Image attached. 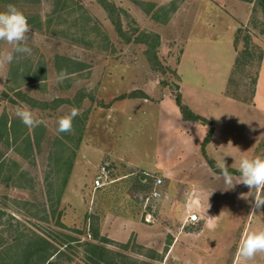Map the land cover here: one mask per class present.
Here are the masks:
<instances>
[{"label":"rangeland","instance_id":"374dc122","mask_svg":"<svg viewBox=\"0 0 264 264\" xmlns=\"http://www.w3.org/2000/svg\"><path fill=\"white\" fill-rule=\"evenodd\" d=\"M258 2L0 0V12L14 5L32 30V54L0 67V133L6 124L12 131L9 150L0 140V264H14L38 238L64 252L57 264H94L85 243L106 250L101 264H245L240 241L264 230V206L249 215L256 190L247 199L243 184L224 190L218 165L224 160L238 181L242 157L264 158ZM188 41L187 61L202 63L190 74L210 80V89L187 101L216 123L210 154L218 148V164L205 150L210 123L194 121L206 129L192 132L165 117L176 105V66ZM11 50L0 41V54ZM227 68L225 101L216 100L215 80ZM61 71L68 74L62 82ZM17 108L43 123L25 126ZM73 108L80 114L72 131L58 134L57 121ZM121 156L125 162L115 160ZM105 163L112 183L93 194ZM157 178L159 198L150 199ZM191 214L198 223H187ZM246 264H264V254Z\"/></svg>","mask_w":264,"mask_h":264},{"label":"clouds","instance_id":"9594fccd","mask_svg":"<svg viewBox=\"0 0 264 264\" xmlns=\"http://www.w3.org/2000/svg\"><path fill=\"white\" fill-rule=\"evenodd\" d=\"M31 31L27 17L14 5H8L6 11L0 12V41H5L9 45H12L11 52L0 54V67L11 64L20 56H30L32 54V49L28 46V42L31 39L29 35ZM67 76L68 74L65 71H61L58 80L62 82ZM79 114V110L73 108L70 114L61 117L57 121L58 134L71 132L73 120ZM15 115L25 126L30 128H34L40 123H43V121L38 120L33 112L27 108H17ZM218 168L224 181V190H233L236 185L243 184L250 191L248 193H241V199H247L249 193L253 189L256 190V194L253 196L254 203L251 204L252 211L249 215L255 214L257 210L264 206V158L256 157L249 159L242 157L238 165V171L240 173V179L238 181H234L224 160L218 165ZM156 183L161 184L163 180L157 178ZM153 196L158 199L159 193L153 192ZM257 254H264V230L248 232L240 241L238 257L245 264L247 261L253 260Z\"/></svg>","mask_w":264,"mask_h":264},{"label":"crops","instance_id":"0c3cea01","mask_svg":"<svg viewBox=\"0 0 264 264\" xmlns=\"http://www.w3.org/2000/svg\"><path fill=\"white\" fill-rule=\"evenodd\" d=\"M190 43H192V41L186 42L184 50H183V53L181 55V59H180L179 63L176 66V74H177L178 80H179L178 81L179 96L181 98L182 104L185 107H187L194 115H196V116H198L200 118H203L204 120L207 121V123H210L212 125L214 133H213V135L211 137L210 142L206 146L205 150H206V154L209 155V156H212L211 159H214L217 162L218 148H215V150H214L212 155L210 154L211 153L210 149L213 147L212 143L215 142L216 138L218 137V130H217L216 123H215L214 119L211 117V115L205 114L204 112H202V113L201 112H197L195 109H193L192 105L187 101V97L190 96V92H193V94H195L196 97L200 98V97L203 96V94L207 95L205 93V91L209 92L208 89H210V86H209L210 80L208 81V79H206L204 77L198 78L196 76H191V74H190L191 70L194 71V69L196 67H201L202 66V63H196L194 61L191 62L192 60L191 61H187V60H189L188 57H187L189 50H187V48L190 45ZM233 58H234V51H233V44H232L231 64H230V66L231 65L233 66ZM230 66H229V68H230ZM223 67H224V64H223ZM224 70L225 69H223L222 76L221 77L219 76L220 79L215 80L217 82V85L214 88H215L216 92L218 93V95H217L218 97H217L216 100H218V98H219V99H223V101H225L224 94H225V90H226V87H227L226 82H227V79H228L227 76L229 74V69L227 68L225 70V72H224ZM262 71H264V65H262L260 79L262 77L261 76L262 75ZM186 76H188L189 78L192 79V81H190V84H188L185 81L186 80ZM259 84H260V80H259L258 86H259ZM171 98H173V97H171ZM161 106H162V103L160 102L157 105V109H163ZM173 108L174 109H171L170 112H169V113H171V115H165V117L166 118H172L176 122V124L178 126L183 127V128H185V129H187L189 131H192V132H194V130L197 129V128H201L202 130L206 129V125L204 123H200L199 124V123H193L191 121H184L182 119V117H181V113H180L179 108L177 107V105H175V107H173ZM202 139L203 138L201 137V138L198 139V141L200 142ZM98 154L100 155V153H98ZM101 154H102L101 156H103L105 153L101 152ZM117 159H119V160H117ZM115 160L116 161L125 162L124 158H122V156L121 157H117V158L115 157ZM217 164H218V162H217ZM129 165H131V164H129ZM132 166H134V165H132ZM147 175H149V174H147Z\"/></svg>","mask_w":264,"mask_h":264},{"label":"trees","instance_id":"16d2710c","mask_svg":"<svg viewBox=\"0 0 264 264\" xmlns=\"http://www.w3.org/2000/svg\"><path fill=\"white\" fill-rule=\"evenodd\" d=\"M259 6L264 9V0H258ZM250 2V1H249ZM175 103L177 107L179 108V111L183 118L187 121H201L206 123L202 118L195 116L191 113V111L185 107L182 102L180 96L175 97ZM212 134V130H210L208 136L206 137L204 143H208L210 140V136ZM12 131L10 128H8L7 124L4 126L3 132L0 133V140L3 141V143L6 146V149L9 150L12 142ZM205 155V154H204ZM3 154L0 150V169L3 167ZM207 162L213 169L216 168L215 163L207 158ZM91 229V228H90ZM91 239L93 241L98 240V234L97 232L93 231L90 235ZM64 246V244L62 245ZM70 245L66 244L65 249L69 247ZM85 248L86 253L89 255L88 259L94 263V264H101L104 262L100 258L105 257L106 250L102 247H100L98 244H90L85 243L83 244ZM64 254V252L60 251L59 249H55V246L52 245L48 240L43 238H38L35 241H28L22 248L21 255L18 256L15 259L14 264H57V260ZM99 258V262H95V259ZM6 264V263H3ZM127 264V263H126ZM131 264V263H128Z\"/></svg>","mask_w":264,"mask_h":264},{"label":"built area","instance_id":"2783aa9c","mask_svg":"<svg viewBox=\"0 0 264 264\" xmlns=\"http://www.w3.org/2000/svg\"><path fill=\"white\" fill-rule=\"evenodd\" d=\"M111 177L112 169L109 167V164L105 163L99 166L94 178L92 179L90 191L95 194L98 191L104 190L107 186L112 183ZM161 184H157L156 180L154 181L153 189L149 192L150 199H155V197L153 196V192H157V189L160 187ZM186 221L187 223L194 225L199 222V218L196 214H191L187 217ZM146 222L149 223L147 219Z\"/></svg>","mask_w":264,"mask_h":264}]
</instances>
